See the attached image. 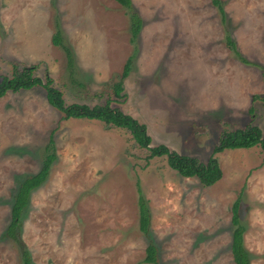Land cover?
<instances>
[{"label":"rangeland","instance_id":"374dc122","mask_svg":"<svg viewBox=\"0 0 264 264\" xmlns=\"http://www.w3.org/2000/svg\"><path fill=\"white\" fill-rule=\"evenodd\" d=\"M0 0V81L15 65L59 88L70 103L111 102L145 123L153 145L207 162L226 130L258 125L264 135V0ZM57 23L75 67L53 42ZM251 63L241 60L228 43ZM132 69L121 80L131 55ZM257 65H256V64ZM75 68V69H74ZM120 81L117 90L113 82ZM56 158L21 217L22 242L8 235L19 182ZM125 129L64 118L46 89L0 98V264H236L233 206L240 199L250 264H264V147L217 154L222 178L205 186L165 157L147 159ZM141 191L151 214L140 228Z\"/></svg>","mask_w":264,"mask_h":264},{"label":"trees","instance_id":"16d2710c","mask_svg":"<svg viewBox=\"0 0 264 264\" xmlns=\"http://www.w3.org/2000/svg\"><path fill=\"white\" fill-rule=\"evenodd\" d=\"M118 3L127 7L130 10L131 20L133 22L134 36H139L143 26L142 16L133 7L132 0H116ZM215 6H218L222 19H226V9L222 0H211ZM56 31L53 33V42L62 47L65 51L68 64L75 67V57L71 46H69L63 37L62 30L57 23ZM228 43L231 48L240 56L241 60L246 63H251L244 58L237 49V45L233 38L228 35ZM135 55L128 57L121 80L129 75L132 69V61ZM256 64V63H255ZM257 65V64H256ZM75 69V68H74ZM264 75V69H263ZM113 82L114 87L121 89V82ZM38 86L44 87L47 93L48 102L56 109L61 111L64 118H88L103 121L107 125L123 128L127 130L137 142V144L150 151L148 160L155 157H165L169 166L177 171L183 177H195L205 186H210L218 182L223 176V169L220 164L218 153L225 149L252 148L258 144L264 147V135L262 129L258 125L249 124L244 128L224 131L218 142L213 148V154L207 162L201 160L197 156L182 154L177 150L170 148L167 144L153 145V138L148 131L145 123L130 113H127L120 108L113 107L110 101L105 104L89 105L86 103H70L67 104L62 91L53 84L51 77L47 80L35 75V66L15 65L12 76H3L0 81V98L9 91L17 92L19 90H29ZM264 99V96H257ZM53 138L48 144L47 149L53 148V152L45 158V162L40 172L29 175L23 178L17 188L12 204V220L7 227L9 236L23 241L19 235V227L21 225V217L30 203V197L36 188L44 183L52 168V163L56 158L55 147L52 146ZM140 192V228L145 234H149V225L151 222L150 209L143 199ZM240 199L233 206L232 222L235 225L233 232L232 252L236 264H250V255L244 244L245 226L241 224L239 217ZM147 255L144 258L145 262H158V250L153 242H150L146 248ZM23 264H32L31 253L25 245H23Z\"/></svg>","mask_w":264,"mask_h":264}]
</instances>
